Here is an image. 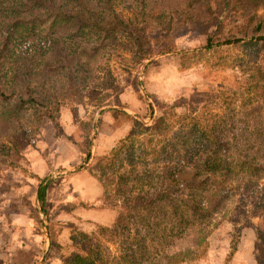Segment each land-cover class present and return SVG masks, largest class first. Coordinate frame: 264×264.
<instances>
[{"label": "trees", "instance_id": "1", "mask_svg": "<svg viewBox=\"0 0 264 264\" xmlns=\"http://www.w3.org/2000/svg\"><path fill=\"white\" fill-rule=\"evenodd\" d=\"M122 1L132 6L127 18L115 10ZM185 1L183 7L171 9L164 23L157 0H0V132L9 136L5 149L13 162L22 160L28 147L21 126L28 110L40 124L43 119L51 122L62 104H80L79 92L74 94L84 82L80 71L110 50L128 55L134 64L173 51L172 37L164 34L163 26L174 30L196 24L205 36L204 49L241 42L252 60L237 65V75L227 76L229 86L223 83L227 67L205 66L198 100L183 99L182 113L176 112L180 105L158 101L143 106L149 112L148 124L114 108L102 113L133 124L109 152L96 155L91 168L101 190L95 201L102 204L96 209L110 210L113 218L107 225L96 224L89 234L68 223L69 250L58 264L191 261L192 252L176 250V242L190 233L197 235V243L204 242L207 223L227 200L238 189H247L251 180L264 177V21L256 14L264 9V0H220L218 9L230 13L234 29L242 35L222 41L223 21L207 29L206 20L216 21L208 1ZM115 72L106 73L103 93L89 92L94 109L121 105L129 72L121 64ZM218 107L222 114L213 112ZM155 108L159 115H153ZM232 179L235 185L228 183ZM38 180L36 198L44 212L46 186ZM261 196L254 205L259 218L254 227L256 264H264ZM47 232L49 250L54 243L51 225ZM108 242L117 245L116 255L107 250Z\"/></svg>", "mask_w": 264, "mask_h": 264}, {"label": "rangeland", "instance_id": "2", "mask_svg": "<svg viewBox=\"0 0 264 264\" xmlns=\"http://www.w3.org/2000/svg\"><path fill=\"white\" fill-rule=\"evenodd\" d=\"M207 1L213 11L212 17L216 18V21L206 20L207 29H213L216 22L223 21L220 41L231 39L233 35L234 38H242L234 29V19L230 13L218 9L220 0ZM185 2L157 0L155 7L158 14L162 13L166 23L171 9L183 7ZM131 7L130 2L122 1L115 6V10L127 18L131 15ZM256 14L264 21V9L258 10ZM163 27L164 34L172 37L173 51L158 53L140 64H134L128 55L119 54V51L113 54L110 50L111 53L103 54L97 61L91 60L88 67L80 71L84 82L77 85V93H74L77 95L79 92L80 104L71 107L62 104L51 122L43 119L40 124L33 120L32 109L28 110L21 122L28 139L22 160L13 162L11 152L5 149L9 145V136L6 132H0V242L4 241L7 246L9 232L15 230L17 236L13 243L16 244V240L26 242L23 237L28 236L22 234L33 232L40 239L41 245L40 253L37 251V254L29 258L24 254L18 258L19 262L27 264L31 258L29 263L32 264L61 263L69 250L67 247L71 229L68 223H76L75 231L85 234L91 233L96 224L111 223L113 213L110 210L96 209L102 204L95 201L100 197L101 190L95 179L96 173L91 168L96 155L109 152L128 134L133 124L131 121L112 120L102 113L114 108L148 124L150 118L146 105L152 101L173 106L182 104L183 99L193 102L198 100L197 94L204 86L202 73L205 66L214 69V66L222 64L227 67L223 83L229 86L231 83L227 76L237 73V65L252 61L249 53L241 47V42L204 49L205 36L196 24L179 25L175 31L170 30L169 25ZM119 64L129 72V86L119 96L121 105H104L94 109L89 92L93 90L103 93L106 73H116ZM117 77L122 83V77ZM139 96L142 100L138 99ZM110 101L114 104L112 99ZM182 107L180 105V108H176V112L185 111ZM213 112L222 114L224 110L218 107ZM153 115H159L156 108ZM140 116L145 117L141 119ZM234 120L232 118L231 122ZM200 123L203 125V120ZM35 130L38 133L32 132ZM7 165L11 168L4 170ZM38 179L41 180V186H46L44 212L40 205L31 203L30 199L32 188L35 189L39 183ZM72 182H76V186L73 187ZM228 183L235 185L236 180L232 179ZM247 187L238 189L227 200L222 212L207 223L208 234L204 242L197 243V235L194 233L176 242V250L192 252V260L183 264H256L254 227L259 218L254 205L264 194V177L257 181L251 180ZM96 193L98 196L92 199L91 196ZM48 225L52 226L54 239L49 250ZM106 247L109 253L117 254L115 242L106 243ZM2 249L0 247V251ZM2 253L0 260L4 258Z\"/></svg>", "mask_w": 264, "mask_h": 264}, {"label": "crops", "instance_id": "3", "mask_svg": "<svg viewBox=\"0 0 264 264\" xmlns=\"http://www.w3.org/2000/svg\"><path fill=\"white\" fill-rule=\"evenodd\" d=\"M71 185L74 187L76 186V182H72ZM98 195L97 193L93 196H91V198H96ZM30 199H31V203H34L36 205H39L37 198H36V188H32V191L30 193ZM22 232H24L22 230ZM29 232V231H27ZM18 233V231H17ZM19 234V233H18ZM23 236H28V237H23L26 238V242L22 241V240H16V244L13 243L15 242V237L17 236L16 231L13 230L11 232H9V239H7V246L4 244V241L0 242V247L3 248L0 252H3L1 256H3L4 258L2 260H0V264H20L22 262H19L20 260L18 258H20L21 256H25L28 255L29 257H33L32 255L40 253L41 251V245H40V239L38 240V237L34 235L33 232H30V234L28 233H23ZM44 243V242H43ZM2 244V245H1ZM37 246L39 248V250H37ZM7 247V249H6ZM25 254V255H24ZM40 260V259H39ZM29 261H31L28 259L27 264H32L29 263ZM24 264V263H22ZM35 264H39V263H35Z\"/></svg>", "mask_w": 264, "mask_h": 264}]
</instances>
